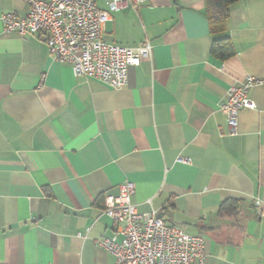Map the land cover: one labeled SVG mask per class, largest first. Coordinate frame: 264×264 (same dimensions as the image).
Returning <instances> with one entry per match:
<instances>
[{"label": "crops", "instance_id": "crops-1", "mask_svg": "<svg viewBox=\"0 0 264 264\" xmlns=\"http://www.w3.org/2000/svg\"><path fill=\"white\" fill-rule=\"evenodd\" d=\"M11 11L25 16L24 0H0V264H115L104 199L125 183L139 213L202 237L206 264H264V0L231 7L227 61L211 55L204 0L111 13L105 42L153 47L119 91L7 33ZM248 77L263 80L257 108L230 136L220 108Z\"/></svg>", "mask_w": 264, "mask_h": 264}, {"label": "built area", "instance_id": "built-area-1", "mask_svg": "<svg viewBox=\"0 0 264 264\" xmlns=\"http://www.w3.org/2000/svg\"><path fill=\"white\" fill-rule=\"evenodd\" d=\"M105 1L108 11L99 7ZM146 0H24L27 14H4L7 33L33 35L44 40L53 61L68 64L76 78L94 80L119 91L129 85V72L152 56L149 41L125 47L104 41L111 13L132 7L139 9ZM263 80L248 77L232 85L221 111L227 117L230 136L238 135V114L255 110L250 91ZM189 163L186 159H181ZM135 187L125 183L118 196H106L103 214L114 224V233L99 246L115 257V264H206L205 244L200 236L169 225L156 212L139 213L132 203Z\"/></svg>", "mask_w": 264, "mask_h": 264}, {"label": "trees", "instance_id": "trees-1", "mask_svg": "<svg viewBox=\"0 0 264 264\" xmlns=\"http://www.w3.org/2000/svg\"><path fill=\"white\" fill-rule=\"evenodd\" d=\"M205 11L211 34L217 38L213 41L211 55L221 61L234 57L235 49L230 38L226 37L227 21L230 9L241 0H204ZM222 37H218L221 36Z\"/></svg>", "mask_w": 264, "mask_h": 264}, {"label": "water", "instance_id": "water-1", "mask_svg": "<svg viewBox=\"0 0 264 264\" xmlns=\"http://www.w3.org/2000/svg\"><path fill=\"white\" fill-rule=\"evenodd\" d=\"M159 217H160V218H162V217H163V215H162V214H160V215H159Z\"/></svg>", "mask_w": 264, "mask_h": 264}]
</instances>
